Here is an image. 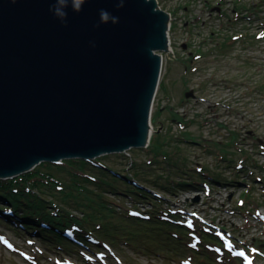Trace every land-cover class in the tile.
Here are the masks:
<instances>
[{
    "label": "rangeland",
    "instance_id": "374dc122",
    "mask_svg": "<svg viewBox=\"0 0 264 264\" xmlns=\"http://www.w3.org/2000/svg\"><path fill=\"white\" fill-rule=\"evenodd\" d=\"M215 2L221 3L222 16L211 12ZM159 3L172 15L171 53L162 54L149 148L105 155L104 163L134 179L130 160L115 156L135 158L137 167L143 165L149 170L145 174L150 178L165 173L160 179L164 185H169L165 179L171 173L176 179L184 176L179 174L180 169L170 167L169 162L175 161L188 171L204 166L214 174L221 173L224 179L210 181L208 192L200 188L168 191L162 193L166 203L161 202L160 206L172 211L180 222L199 218L211 225L208 226L213 231L219 228L234 235L244 248L264 251L261 220L264 217V0H208L207 3L206 0H159ZM245 5L252 6V12L237 20L232 9L244 11ZM240 31L245 36L240 37ZM225 42L235 44L225 48ZM220 47H224L223 56ZM187 92H192V96L187 98ZM238 161H244L243 168ZM236 174L239 179L234 180ZM104 197L111 204L113 214L120 213L122 206L131 207L126 196L106 194ZM140 207L150 208L148 204ZM117 213L104 222L116 223L129 231L138 228L132 221L120 220ZM81 214L84 211L79 215L85 217ZM3 221L0 218V264H87L60 248H48L29 236L32 233H16L6 222L7 227L2 225ZM159 233L169 241L166 234ZM182 236L184 242L174 237L176 241H169L168 250L166 245L158 247L159 236L138 234L128 239L119 231L108 239L115 250L116 264H182L183 259L208 264L203 258L212 253L206 249L196 252L186 249L190 239ZM233 251L227 249L223 254L228 259L234 256ZM214 258L217 263L224 259ZM256 261L264 264V252L253 263Z\"/></svg>",
    "mask_w": 264,
    "mask_h": 264
},
{
    "label": "water",
    "instance_id": "95a60500",
    "mask_svg": "<svg viewBox=\"0 0 264 264\" xmlns=\"http://www.w3.org/2000/svg\"><path fill=\"white\" fill-rule=\"evenodd\" d=\"M53 6L0 0V180L150 144L171 13L159 0H87L61 22Z\"/></svg>",
    "mask_w": 264,
    "mask_h": 264
},
{
    "label": "trees",
    "instance_id": "16d2710c",
    "mask_svg": "<svg viewBox=\"0 0 264 264\" xmlns=\"http://www.w3.org/2000/svg\"><path fill=\"white\" fill-rule=\"evenodd\" d=\"M240 32L243 33L242 31ZM230 43L235 44L234 42H229V44L225 42V48L231 46ZM223 48L224 47H220L221 56L225 54L222 51ZM115 158H121L123 161H126L127 158L130 160L129 163L133 164L130 169L136 180L128 177L124 171L110 168L108 164L104 163L105 158H100L93 162L69 160L58 166H50L49 164L42 165L38 171L29 177L28 181L30 186H25V184L21 185L20 181L14 182L11 186L15 190V199L18 195L17 202L9 197L11 195L10 190L7 188L9 185L4 182H0V184L3 186L5 193L3 192L0 196L2 198L4 196L5 200L14 206L18 215L25 213L26 217L38 216L41 219L58 220L61 224L59 228H70L71 223H76L84 227L82 224L89 220L100 226V228L96 229L94 232L98 238L104 237L110 239V237L117 235L119 231H122L123 235L128 239H131L129 236L136 237L138 234L159 236L157 237L158 241L155 240L158 247L166 245L164 247L168 250L171 247L169 241L177 237L167 230L170 228V224L161 218L160 213L162 210L159 209L158 206H160L163 200L160 197H156L148 189L151 188L153 190L159 189L172 192L177 189L184 190L187 188L199 187L204 191V182L210 184L211 182H219L220 179H224V176L217 171L216 174H214L211 170L204 167H202L201 170L191 169L188 171L187 169L180 168L177 162L174 161L169 162V166L180 169V173H178L180 175L184 174V176L180 179H176L173 178L174 174L171 173L165 179V182H168L169 185H164L161 184L160 179L166 176L165 173L164 176L163 174H156L150 178L145 174L149 170H145L143 165L137 167L135 158H129L127 156H115ZM233 163L232 161L231 164ZM244 165L245 163L242 161L240 168H243ZM42 168L44 170L40 171ZM237 168L236 166V169ZM54 172L59 174L61 178L56 180L53 176ZM235 178L239 179V174H236L234 180ZM34 188L41 191L49 190L51 196H48L46 200L43 194L39 196L34 195L36 193L32 190ZM262 192L264 193V190ZM106 194H114L118 197L126 196L133 204L140 201L150 203L153 209L148 212L149 217L146 220L131 216L126 208L120 210V213L122 212L121 214L114 212V214L117 213L120 220L127 222L132 221L133 225L138 226L135 230L129 231L125 227L120 228V225L116 223L108 225L104 221H110L115 215L112 213V208H109L111 204H109L107 198L104 197ZM19 196L32 205L21 203ZM93 209L100 210V212H94ZM75 211H84L85 214L83 215H85L86 219L79 220L75 218L73 214ZM57 214L60 215L59 218L55 216ZM124 230L126 231L124 232ZM159 231L166 234L169 241L160 237L161 234ZM43 233L44 240L49 243L58 239L62 240L59 232H48L47 230H43ZM174 241H176V239H174ZM60 246L62 247V244Z\"/></svg>",
    "mask_w": 264,
    "mask_h": 264
},
{
    "label": "clouds",
    "instance_id": "9594fccd",
    "mask_svg": "<svg viewBox=\"0 0 264 264\" xmlns=\"http://www.w3.org/2000/svg\"><path fill=\"white\" fill-rule=\"evenodd\" d=\"M15 2V0H14ZM87 2V0H54V6L50 9L54 15L61 20V22H66L67 12L66 9L71 6L76 12L82 10V6ZM125 4V0H117L118 8H122ZM100 17L102 23H119V18L110 15L106 10L100 11Z\"/></svg>",
    "mask_w": 264,
    "mask_h": 264
},
{
    "label": "flooded vegetation",
    "instance_id": "af4514ba",
    "mask_svg": "<svg viewBox=\"0 0 264 264\" xmlns=\"http://www.w3.org/2000/svg\"><path fill=\"white\" fill-rule=\"evenodd\" d=\"M222 8H220V10H221Z\"/></svg>",
    "mask_w": 264,
    "mask_h": 264
}]
</instances>
